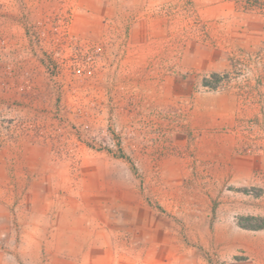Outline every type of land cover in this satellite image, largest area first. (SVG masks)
I'll use <instances>...</instances> for the list:
<instances>
[{
    "label": "rangeland",
    "instance_id": "1",
    "mask_svg": "<svg viewBox=\"0 0 264 264\" xmlns=\"http://www.w3.org/2000/svg\"><path fill=\"white\" fill-rule=\"evenodd\" d=\"M0 264H264V0H0Z\"/></svg>",
    "mask_w": 264,
    "mask_h": 264
},
{
    "label": "bare ground",
    "instance_id": "2",
    "mask_svg": "<svg viewBox=\"0 0 264 264\" xmlns=\"http://www.w3.org/2000/svg\"><path fill=\"white\" fill-rule=\"evenodd\" d=\"M205 196V195H204ZM207 200V199H206ZM209 201V200H208ZM201 202H202V200H201ZM209 206V205H208ZM202 212H204V211H202ZM204 213H206V212H204ZM200 216V215H199ZM209 220V219H208ZM201 221V220H200ZM212 227V226H211ZM196 230V229H195ZM199 232V231H198ZM201 232V233H200ZM200 234L202 235V237H205L204 238V241H206V242H211V241H215L216 242V244L219 242V238H218V235L216 234V236L214 235V233L211 231V230H209L208 229V227H206L205 225H202V226H200ZM201 238V237H200ZM201 242H203V240H201ZM204 243V242H203ZM208 244V243H207ZM215 244V243H214ZM255 258L258 260V261H260V260H262V258H263V255H262V253H260V252H256V254H255Z\"/></svg>",
    "mask_w": 264,
    "mask_h": 264
}]
</instances>
